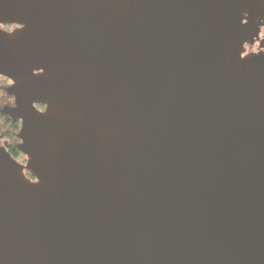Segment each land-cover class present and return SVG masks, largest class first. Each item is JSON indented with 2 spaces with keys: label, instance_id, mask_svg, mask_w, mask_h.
<instances>
[{
  "label": "water",
  "instance_id": "water-1",
  "mask_svg": "<svg viewBox=\"0 0 264 264\" xmlns=\"http://www.w3.org/2000/svg\"><path fill=\"white\" fill-rule=\"evenodd\" d=\"M246 1L0 0V73L46 105L26 165L0 145V264H264Z\"/></svg>",
  "mask_w": 264,
  "mask_h": 264
},
{
  "label": "flooded vegetation",
  "instance_id": "flooded-vegetation-1",
  "mask_svg": "<svg viewBox=\"0 0 264 264\" xmlns=\"http://www.w3.org/2000/svg\"><path fill=\"white\" fill-rule=\"evenodd\" d=\"M244 6L242 20L248 34L241 56L264 59V0H247ZM22 27L21 20H0V28L7 33L17 32ZM36 73H40V70L32 71V74ZM26 80L25 78L16 80L0 73V92L3 94L0 97V145L4 146L23 165H26L29 159L18 147L22 141L18 133L23 116L27 114L31 106L39 111L46 109V105L40 101L26 105L18 101L13 89ZM24 172L30 179L36 180V176L27 167H24Z\"/></svg>",
  "mask_w": 264,
  "mask_h": 264
},
{
  "label": "rangeland",
  "instance_id": "rangeland-1",
  "mask_svg": "<svg viewBox=\"0 0 264 264\" xmlns=\"http://www.w3.org/2000/svg\"><path fill=\"white\" fill-rule=\"evenodd\" d=\"M3 94H1V92H0V97L2 96Z\"/></svg>",
  "mask_w": 264,
  "mask_h": 264
},
{
  "label": "trees",
  "instance_id": "trees-1",
  "mask_svg": "<svg viewBox=\"0 0 264 264\" xmlns=\"http://www.w3.org/2000/svg\"><path fill=\"white\" fill-rule=\"evenodd\" d=\"M16 149V148H15Z\"/></svg>",
  "mask_w": 264,
  "mask_h": 264
}]
</instances>
